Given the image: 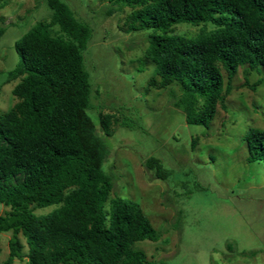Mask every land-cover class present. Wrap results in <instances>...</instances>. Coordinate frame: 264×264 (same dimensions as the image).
<instances>
[{"label": "trees", "instance_id": "trees-1", "mask_svg": "<svg viewBox=\"0 0 264 264\" xmlns=\"http://www.w3.org/2000/svg\"><path fill=\"white\" fill-rule=\"evenodd\" d=\"M109 3L112 14L131 10L127 32L152 31L145 57L155 64L156 77L149 86H178L174 106L190 125L207 127L218 108H225L240 67L264 68V0ZM5 5L0 0V9ZM47 6L50 19L15 43L20 61L7 82L18 80L12 91L18 101L0 113V207L10 209L0 211V239L12 233L3 264L25 257L28 264H155L136 247L161 238L142 206L118 196L109 199L113 181L103 169L109 148L87 114L92 84L84 53L93 30L64 1L47 0ZM178 24L203 27L193 37L179 36ZM114 120L100 115L107 137L113 135ZM122 126L131 127L126 121ZM245 141L248 160L264 163V130L250 129ZM144 166L160 180L171 174L155 157ZM51 205L59 207L35 215L34 209Z\"/></svg>", "mask_w": 264, "mask_h": 264}, {"label": "rangeland", "instance_id": "rangeland-1", "mask_svg": "<svg viewBox=\"0 0 264 264\" xmlns=\"http://www.w3.org/2000/svg\"><path fill=\"white\" fill-rule=\"evenodd\" d=\"M62 1L93 30L84 53L92 84L87 114L109 148L103 164L113 181L109 199L139 203L161 234L158 242L136 247L155 264H264V163L248 160L245 141L250 129L264 130V68L250 72L240 67L225 108H218L207 127L190 125L174 106L178 86H149L156 77L155 64L145 57L152 31L127 32L129 8L112 14L109 0ZM51 14L47 0H6L0 9V113L18 101L12 93L18 80L7 82L20 61L16 41ZM202 27L178 24L175 34L193 37ZM101 114L115 118L111 137L101 128ZM125 121L132 128L123 127ZM150 157L171 172L168 180L145 168ZM58 207L34 213L45 215ZM9 210L0 207L2 214ZM105 210L110 211V201ZM19 238L26 255V241ZM11 239V232L1 235L0 264L10 254ZM13 264H28V259Z\"/></svg>", "mask_w": 264, "mask_h": 264}]
</instances>
